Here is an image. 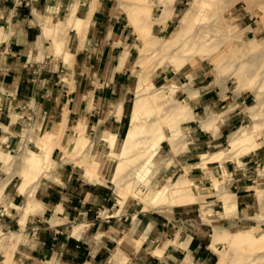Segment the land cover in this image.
I'll return each instance as SVG.
<instances>
[{
    "label": "crops",
    "instance_id": "0c3cea01",
    "mask_svg": "<svg viewBox=\"0 0 264 264\" xmlns=\"http://www.w3.org/2000/svg\"><path fill=\"white\" fill-rule=\"evenodd\" d=\"M58 1L61 0H0V184L7 181L0 199L7 203V207L11 206L10 203L16 206L19 197L27 196L28 200L26 205L21 206L23 214L17 219H9L8 214H2L8 218V228L17 225V229L23 232V253L18 259L24 264H215V251L210 244L211 239L208 240L206 236L203 223L193 219L189 214L192 210L183 206L196 201L194 187L192 200L186 198L177 204L169 201L154 204L156 207L164 204L182 206L173 207L167 212L154 210L145 213L147 209H140L130 214L124 208L113 211L116 204L111 202L107 190L84 181L78 182V177L72 172L63 173L62 168H56L59 172L52 174L54 179L49 182L44 177L47 176L48 167L38 174L37 169L30 170L33 160L42 154L39 148L41 141L50 136L47 131L56 130V141L49 137L56 144L57 133L59 135L64 130L65 120L86 145L89 141L91 145V133L99 129L115 130L118 136L123 130L125 103L132 93L130 84L123 77L126 64L121 63V59L127 56V52L123 53L120 49L126 44L127 34H124V28L120 33L114 32L118 21L112 20L114 14L111 4L107 0H99L93 11L95 0H91L93 13L87 16V23L90 17L92 22L90 38L83 48H80L83 37L80 42L72 43L70 51L63 52V59L57 53L61 50L63 37L54 32L55 26L52 27L58 13V3L57 6L54 4ZM181 1L176 0V4ZM87 23L82 26L79 32L81 35ZM115 42L117 44L113 45ZM72 57V69H65V63L69 66ZM121 67L123 71L117 69ZM197 84L198 89L195 91L198 92L188 99L191 108L188 106L186 110L190 116L187 120L194 119V114L197 117L208 116L221 102L226 101L227 104V95L222 97L220 88H216L206 76L199 78ZM184 94L187 98V93ZM238 99L239 103L245 101ZM115 108L119 111L118 118L113 112ZM210 117L200 123L205 128L217 131L216 135L201 127L200 132L188 130L189 133L195 131L191 134L194 138V141H190L192 149L199 145H214L223 135L228 134L238 119L232 110L221 115L217 130L215 122L218 114ZM111 135L105 133L103 139ZM31 148H37L40 153ZM55 148H58L57 145ZM219 151L199 155L202 160L203 154L210 155ZM20 152L21 155L13 161L12 155ZM35 153L37 155L34 157ZM234 156L238 155L234 153ZM253 160L252 155L246 160L241 159L240 165L231 160L217 165L227 171V183L235 189L233 194H221L222 206L227 213L238 212L237 217L228 218L222 210L218 218L222 224L234 223L235 217L238 220H252L250 210L255 203L251 199V185L247 182L254 176L258 177L254 166L250 164ZM14 163L19 164L18 170L7 173L5 168ZM26 173H32V178H28L29 174ZM14 174H18L21 181L18 191L15 189L9 192ZM261 177L264 181V174ZM35 179L37 183L34 188L27 185ZM219 182L217 180V186L212 184V188L219 189ZM26 185L27 188L22 191ZM257 198L262 206L260 190L257 191ZM240 204L243 205L241 209ZM33 209L36 213H32ZM200 214L202 217L203 214ZM128 216L130 221L126 224ZM75 226L81 228L76 236L71 233ZM4 234L19 236L16 231ZM117 249L123 253L120 260L116 258L119 256Z\"/></svg>",
    "mask_w": 264,
    "mask_h": 264
},
{
    "label": "rangeland",
    "instance_id": "374dc122",
    "mask_svg": "<svg viewBox=\"0 0 264 264\" xmlns=\"http://www.w3.org/2000/svg\"><path fill=\"white\" fill-rule=\"evenodd\" d=\"M107 1L112 6L114 14L112 20L118 21L114 26V32L120 33L121 29L124 28V34H127L125 37L126 44L123 48H120L123 53L125 51L127 52V56L121 59V63L126 64L124 69L126 70V74H124L123 77L124 80L126 78V82L130 84V90L132 93L129 94L127 97L128 101L125 103L124 116L122 117L123 130H121L117 136L115 130L101 131L102 129H99L95 133H91V145L90 141L86 145L82 137L76 132H73L71 126L68 125L65 120L64 136L61 144V141L58 143V140L60 139L57 138L58 148H55V142L53 143L51 141L52 138L56 137V130L47 131L50 132L49 135L52 137L49 140L50 145L46 144V142H44V145L43 141H41L42 148L39 146L42 150L41 155H44V150L45 153L50 150L48 168L46 169L47 176H44L46 178L45 181L51 182L54 179L52 174H56V172H59L57 169L62 168L63 173L72 172L74 176L78 177V182L84 181L87 184L102 187L107 190L112 198L111 202L116 204L113 211H115L116 208H119L120 211L124 208L127 213L130 214H132V212L134 213L135 210L142 209L141 207H145L143 208L147 209L144 210L145 213H149L154 210H163L167 212L173 207L182 206L164 204L156 207L154 204L168 201L174 204H177L178 202L180 203L181 200L179 199V195L177 193L174 194L173 190L189 187H191L189 188L190 190H193L194 187L197 197L196 201L192 204H185L183 206H187L192 210L189 214L192 215L193 219L198 223H203L206 236L208 240L211 239L210 244L215 251L214 263L264 264V260L260 258H258L259 260L255 258L256 261L252 259L253 256L260 255L259 253L257 254V252H254L257 250V247L262 246L261 242H256L255 244L250 245H247L246 243L238 244V242L234 241L232 233L237 230H251L255 234L259 233L263 228L261 221H264V181L263 177H261L264 174V75L261 73L255 80L250 79L246 81L244 80V77L246 74H249V70H246L245 72L242 71V73H240L241 71H238V65L243 64L245 61L244 59L247 60L249 55L253 56L250 57L252 59L248 58L251 60L250 62H254L253 60L257 61V59H254L258 56L257 54H259L258 52H255L256 49L264 51V0H182L178 4H176V0H164L166 9L163 16H158L163 10L162 5L157 3L159 0ZM98 2L99 0H95L93 11L96 9ZM132 2H135L136 4L131 7ZM57 3L58 13L53 20L52 27L56 25L57 21L66 20L69 11L73 10L74 12V21L72 25L68 26L70 29L65 28L64 31L60 33V36L63 37V43H61V50L57 53L63 56L64 51H70L69 48L72 43L77 41L80 42L81 37H83L80 42V48H83V45L90 38L89 30L90 23L92 22L90 17L87 23V16L93 13V11L91 13L92 2L91 0H84L75 6L76 0H61L60 2H55L54 5L57 6ZM153 3L157 4L152 7L150 12L147 6ZM134 6H142L144 9L136 11ZM48 9L51 10V7ZM134 10L135 12H133ZM255 10H258L259 13H253ZM157 19H161V21H157ZM79 23H82V25L80 26ZM86 23L87 25L84 27L81 35L79 32L81 31L83 24L85 25ZM179 31L181 32L180 36ZM92 33L93 29L91 35ZM115 35L117 36L118 34L115 33ZM115 35L113 37L114 41ZM110 37L111 35L109 38ZM116 44V42L113 43V45ZM184 50L188 51L184 52ZM263 51L260 53H264ZM118 54L119 52L116 53V56ZM171 56L179 59L184 58V61L181 63V68H179L180 70H176L175 67H173V64L169 60V57ZM256 61L251 67L252 69L257 67ZM192 62L195 63L192 65ZM72 64L73 57L71 58L69 66L65 63V69L71 70ZM117 69L123 71L122 67ZM235 72H238V76L236 77L234 74ZM205 76L208 81H212L217 86L216 88H220L222 97L227 95V104L226 101L221 102L218 108L208 116L197 117L194 114V119H184V121H180V123L175 122L171 117L165 119L163 114L165 110L171 107L170 105L179 104L185 106V109L186 107L188 108V99L190 97L192 98L193 94L198 92L195 91L198 89V79L204 78ZM239 76L243 78L241 81H238ZM258 88L261 91L256 95L254 90ZM159 89H166L168 93L167 98L160 100V102L150 99L152 98L150 94ZM184 93H187V98H185ZM138 98H144L143 101H146L144 107L137 114V116H139L135 119L140 127V134L138 135L139 141L137 140L138 148L130 152L129 160L124 163L127 165V174L124 172V175L127 176L126 179H130L131 176L133 177L130 180L132 185L129 184V186H127L126 184H128V180L125 181L126 186L124 190L127 196L122 201L116 195L115 185L108 180L104 182L89 181L87 175L84 173L83 165H91L93 161H97L99 164V174L104 178L106 177V179L109 178L113 170V162H111L110 157L107 156V151H112L115 157H117L116 153L119 151L120 146L122 145V140L129 128L130 113L133 102ZM238 98L244 99V103H239ZM157 106H159L160 109ZM118 108L121 109L122 106L119 105ZM231 110L232 113L237 114L238 119L234 124L235 126L231 128L228 134L223 135L218 142L214 143V145H199L200 147L198 146V148L194 149L190 147V141H194L193 135L191 134L195 131L189 133L188 130H197L196 132H200L199 129L201 127L202 129L208 130L213 135H216L217 131L212 130V128L203 127L200 121L207 119L213 114H218V118L215 122L218 130V122L221 115L230 112ZM249 111L257 113L255 119L248 117ZM113 112L117 118L116 108ZM163 118L164 121H162ZM253 122H255L253 125L257 126L255 129L256 137L260 142V145L256 150L244 154L246 153L244 149L236 148L234 151L235 155L238 156L202 163L199 155L200 153H213L218 150H226L228 147V135L232 131L239 129L241 126L250 127ZM176 124L180 127L179 138H177V140L180 141L177 145L172 142L171 135L175 130L174 125ZM58 126H60V124ZM81 132L86 136L83 131ZM105 133H110L112 135L110 138L107 137L106 139H103ZM90 137H87L88 140ZM73 138H75L74 142L78 143V146L76 147L72 144V147H70L69 143H71ZM112 144L113 146L111 148ZM81 146L82 148L84 146V150ZM67 147L69 148L67 149ZM72 149L73 151H71ZM31 150L40 153V150L37 148H31ZM22 152L12 155L14 157L13 161L16 160ZM36 155L37 154L35 153L34 157ZM252 155L254 156V160L250 164L255 168V175L258 174V177L254 176L251 179L255 181L250 180L247 182L248 185H251V199L255 203L250 210V218L252 220H242V218L241 220H238V218H236L238 212L234 211L232 213H227L220 201L222 193L233 194L235 189L230 187L227 183V171L217 165L218 163H223L229 160L236 161L240 165L241 159L246 160ZM18 168L19 164H11V166L7 169L5 168V170L7 173H15ZM31 168V171H36L34 166ZM28 171L31 172L30 170ZM132 171H134L133 175L131 174ZM37 172L38 171H36V173ZM12 176H15V178L9 185V192H13L15 189L18 191V184L21 181L18 174ZM32 176L31 173V175H28V178H32ZM187 177L194 182V185L189 183L190 181ZM214 178L220 181L221 185L219 189L212 188V181ZM36 183L37 180L35 179L27 185L34 188ZM27 185L22 191L27 188ZM133 189L135 190L133 191ZM137 189H143L144 191L141 194H138ZM258 190L262 192V206H260V202L257 198ZM164 191L170 196L168 200L156 201L154 196L149 195L151 193L158 195ZM24 197H19L17 199L16 206H14L15 204L10 203L12 207H7V203L0 199V223L5 224V226H3V224L0 225V260L4 259L5 264L25 263L18 259L21 256V253H23V245L25 242L23 232L17 229V225L8 228V218L17 219L22 216L23 208H21V206L26 205L28 202L27 196L25 199ZM187 199L190 200V198ZM33 203L34 199L31 205ZM242 206L243 205L240 204L239 208L241 209ZM222 210L224 211L223 214L228 216V218L236 216V221L234 223H229L228 225L219 222L218 218L222 215ZM31 211L32 213H36L34 209ZM29 212L30 211L26 213L24 222L26 221ZM200 212L203 214L202 217ZM3 213L8 214V218H6L5 215H2ZM3 217L5 220H2ZM129 221L130 216L125 220V223L129 224ZM10 231L18 232L19 240L15 235L4 234L5 232ZM219 235L222 237L220 238ZM220 239H223L224 241ZM260 249L264 251L263 247ZM116 252L119 254L116 258L120 260L123 253L119 249H117ZM245 253L246 255H244ZM155 254H159V252H155ZM250 255L252 257H250ZM252 260L253 262H251Z\"/></svg>",
    "mask_w": 264,
    "mask_h": 264
},
{
    "label": "bare ground",
    "instance_id": "6f19581e",
    "mask_svg": "<svg viewBox=\"0 0 264 264\" xmlns=\"http://www.w3.org/2000/svg\"><path fill=\"white\" fill-rule=\"evenodd\" d=\"M84 0H76V4L75 6L79 3V2H83ZM134 1V0H133ZM92 2V1H91ZM158 4L162 5L163 7V10L161 11V13L158 15V16H163V14H165V9H166V5H165V1L164 0H159L157 1ZM156 3V4H157ZM136 3L135 2H132V5H135ZM156 4H149L147 7H148V10L151 12L152 10V7ZM129 7V6H128ZM134 8H136V11L137 10H141V9H144L142 6H134ZM169 11V10H168ZM135 12V10L133 11ZM187 13V12H186ZM253 13H256L258 14L259 11L258 10H255L253 11ZM130 15V14H129ZM134 15V14H133ZM132 15V16H133ZM70 16V17H69ZM130 16V17H132ZM167 16V14H166ZM165 16V17H166ZM79 18V17H78ZM159 18V17H158ZM74 19V12L73 10L72 11H69L68 13V18L66 20H59L55 27H54V32L58 35H61L60 33L64 31L65 28H69L68 26L69 25H72L73 23V20ZM264 19V18H263ZM85 20V19H83ZM163 20V19H162ZM157 21H161V19H157ZM138 22V21H137ZM80 26L82 25V23H79ZM84 25V24H83ZM70 29V28H69ZM74 29V28H73ZM79 29V28H78ZM67 30V29H66ZM182 30V29H181ZM238 33V32H237ZM66 34V33H65ZM181 32L179 31V36H180ZM184 34V33H183ZM199 35V34H198ZM236 35V34H235ZM64 36V35H63ZM183 36V35H182ZM200 37V36H199ZM237 38V37H236ZM243 38V37H242ZM224 39V37H223ZM218 41V40H217ZM220 42V41H219ZM142 43V42H141ZM256 44V43H255ZM259 44V43H258ZM212 46V45H211ZM254 46V45H252ZM182 51V49H181ZM185 51H188V50H184ZM261 51L263 50H258L256 49L255 52H258L259 54H257L258 56L255 57L254 59H257L256 60H253L254 62H250L251 60H249L248 58L250 57H253L251 55H249V57L246 59H244L245 61L243 62V64H240L238 65V71H241L240 73L245 72L246 70H249V74L244 77V80L248 81V80H255L257 78V76L261 73H263L264 75V53H260ZM66 52V51H65ZM176 52V51H175ZM183 52V51H182ZM264 52V51H263ZM178 53V52H177ZM255 54V53H254ZM184 55V54H183ZM248 55V54H246ZM174 56V54H173ZM169 57V60L170 62L173 64V67H175V69H179L181 68V63L184 61V58H177V57ZM256 56V55H255ZM222 59V58H221ZM252 59V58H250ZM255 61L257 62V67H255V69H252L251 67L254 65ZM162 62V61H161ZM197 62V61H196ZM189 63V62H188ZM191 63V62H190ZM195 63V62H194ZM192 62V65L194 64ZM231 66V65H230ZM222 68V67H221ZM180 70V69H179ZM248 72V71H247ZM235 77L238 76V72H235ZM239 78V79H238ZM238 78V81H241L243 78L241 76H239ZM263 78V77H262ZM146 88V87H145ZM149 88V87H148ZM167 88V87H166ZM255 94H259L260 93V89H255L254 90ZM150 93V92H149ZM262 95V94H261ZM150 96L152 98L150 99H153L154 101H157V102H160V100H163L165 98H167L168 96V93L166 91V89H159L158 91H155L153 93L150 94ZM144 99V98H143ZM142 98H138L135 100V103H134V106H133V112H132V116H131V127H130V130L128 131L126 137L124 138L123 142H122V145L120 146V149L119 151L116 153V156L114 155V153L110 150L107 151V156L110 157V160L111 162H113V170H112V173L111 175L109 176L108 179H106V177L104 178L103 176H101L99 174V171H98V162L97 161H93L91 165H83V168H84V173L87 175V178L90 180H97V181H106L108 180L110 183H112L113 185H115V191H116V195L123 201L124 198H126L127 194L124 190L125 186H129V184H131L132 182H130L131 178L133 176L130 177V179H126L127 176L124 175V172L126 173V166L124 163H126L127 160H129V154L132 150H135L136 148H138V145H137V140H138V135L140 134L139 133V124L136 123L135 119H137V114L138 112L144 107L145 105V101H143ZM147 99V98H146ZM148 101V100H147ZM153 103V102H152ZM154 104V103H153ZM169 105V103H168ZM167 105V106H168ZM156 106V105H155ZM160 106V105H159ZM157 106V107H159ZM166 106V105H164ZM171 107H169L167 110H165L163 116L164 118H168V117H171L172 119L175 120V122H179L180 121H184V119H188V115L187 114V107L185 109V106H182V105H177V104H173V105H170ZM155 107V108H157ZM161 108H162V105H161ZM158 109V108H157ZM160 109V107H159ZM158 111V110H157ZM191 111V110H190ZM159 112V111H158ZM163 112V111H162ZM189 112V111H188ZM146 113V111H145ZM142 114V113H141ZM257 116V113L256 112H251L249 111V114H248V117L249 118H253L255 119V117ZM119 117V111L117 112V118ZM164 118L162 119V121H164ZM170 118V119H171ZM211 118V117H210ZM192 119V118H191ZM190 119V120H191ZM168 120V119H167ZM217 120V119H216ZM139 121V120H137ZM205 124V123H204ZM207 124V123H206ZM255 124V122L252 123V125L250 127H245V126H241L239 129H236V131H234L233 133H231L229 135V138H228V147L226 148V150H220L219 152L217 153H214V154H210V155H207V154H203L202 155V162H207V161H212V160H222L223 158L227 159V158H231L234 153H235V149L236 148H241V149H244V151L247 153V152H250V151H253V150H256L259 145H260V142L258 141L257 137H256V128L257 126L256 125H253ZM180 125V124H179ZM212 126V124H211ZM216 126V125H215ZM214 127V126H213ZM142 128V127H141ZM174 128L175 130L172 132V142L174 144H178L179 141L177 140V138H179V133H180V127H178V125H174ZM63 130V129H61ZM59 131V130H58ZM81 132V131H80ZM79 132V133H80ZM171 132V131H170ZM53 135V133H52ZM47 136V135H46ZM56 136V135H55ZM63 136H64V130L58 135L57 133V138L60 139L58 140V143L59 141L60 144L62 143L63 141ZM75 136V135H74ZM178 136V137H177ZM181 136V134H180ZM48 137V136H47ZM51 137V136H49ZM47 138V139H43V144L44 142H46V144H49L50 145V138ZM79 137V136H78ZM42 138V137H41ZM55 139V137H54ZM171 139V138H170ZM75 138H73V140L71 141L70 144V147L71 144L73 146H78V143L74 142ZM39 141H41L39 139ZM56 141V140H55ZM139 141V140H138ZM52 143V142H51ZM58 143H56V145H58ZM139 143V142H138ZM80 144V143H79ZM45 145V144H44ZM48 145V146H49ZM53 146V145H52ZM113 144L111 145V148H112ZM69 147H67L68 149ZM82 148V146H81ZM84 148V146H83ZM82 148V149H83ZM53 149V148H52ZM77 149V148H76ZM84 150V149H83ZM240 150V149H239ZM45 151V150H44ZM50 151V150H49ZM46 152L44 154V156H38L36 159L33 160V162L31 163L35 169H37V171L40 173L43 171V168L47 167L48 166V163H49V154L50 152ZM68 151V150H67ZM73 151V149L71 150ZM76 151V150H74ZM105 152V151H104ZM78 153V152H77ZM69 154V153H68ZM67 155V154H66ZM78 156V155H77ZM235 157V156H234ZM30 162V161H29ZM79 163V162H78ZM107 164V163H106ZM109 164V163H108ZM79 166V165H78ZM81 166V164H80ZM197 166V165H195ZM199 166V165H198ZM82 167V166H81ZM200 167V166H199ZM126 168V169H125ZM32 169V168H31ZM30 169V170H31ZM100 169V168H99ZM44 172V171H43ZM104 173V172H103ZM24 174V173H23ZM26 174H29V173H26ZM127 174V173H126ZM131 174L133 175L134 174V171L131 172ZM31 175V174H30ZM22 176V175H21ZM25 179V178H24ZM27 179V178H26ZM187 179L190 181L189 183L191 185H194V182L187 177ZM128 180V184L125 185V181ZM7 181H3L1 184H0V193L2 191V188L4 186V184L6 183ZM220 183V182H219ZM189 184V185H190ZM212 184L213 186H216L217 185V180L215 181H212ZM132 185V184H131ZM176 186V185H175ZM212 186V187H213ZM174 187V186H173ZM25 188V186H24ZM191 188V187H189ZM216 188V187H215ZM129 190V189H128ZM135 189H133L134 191ZM138 190V194H141L144 190L143 189H137ZM174 191V194L177 193L179 195V199L182 201H185L186 198H193V193H192V190L188 189H181V188H178V189H175L173 190ZM169 193V192H168ZM134 194V193H133ZM137 194V193H136ZM130 195V194H129ZM150 196H154V199L156 201H163V200H168L170 198L169 195H167L166 191H164L163 193L161 194H158V195H155L154 193H151L149 194ZM231 195V194H230ZM144 196V195H143ZM136 197V196H135ZM228 197V196H227ZM233 197V196H232ZM142 198V197H141ZM140 198V199H141ZM235 198V197H234ZM194 199V198H193ZM231 199V198H230ZM120 200V202H121ZM125 201V200H124ZM221 201V200H220ZM147 202V201H146ZM178 202V201H177ZM141 203V202H139ZM152 203V202H151ZM157 203V202H156ZM166 203V202H165ZM179 203V202H178ZM186 203V202H185ZM174 204V203H173ZM159 205V204H157ZM231 207V205L229 206ZM142 209L145 208V207H141ZM235 208V207H234ZM262 222V225H263V228L261 229V231L259 233H254L253 231L251 230H237V231H234L232 232L233 233V238H234V241L238 242V244H247V245H250V244H255L256 242L259 243L261 242L262 246H259L257 247V250L254 252L257 254L259 253L260 255H255V256H251L253 260H255V258H260L262 260H264V251H262L260 248L263 247V250H264V221H261ZM259 226V225H258ZM81 228L78 226V227H73L72 229V234L73 235H79V232H80ZM219 232V231H218ZM232 235V234H231ZM220 236V235H219ZM224 236H227V235H224ZM222 236H220L221 238ZM7 238V237H6ZM227 238V237H226ZM230 238V237H229ZM1 240V239H0ZM216 240V239H215ZM218 240V239H217ZM220 240H223V239H220ZM6 241V240H5ZM187 241V240H186ZM224 241V240H223ZM232 241V242H234ZM4 243V242H3ZM231 243V242H230ZM4 245V244H3ZM249 247V246H248ZM247 248V247H246ZM252 249H254L253 247H251ZM230 249V248H229ZM253 251V250H252ZM233 252V251H232ZM231 253V252H230ZM253 253V254H254ZM252 254V255H253ZM6 255V254H5ZM232 255V253H231ZM239 255V254H238ZM246 255V253L244 254ZM243 256V255H242ZM248 256V254H247ZM7 257V256H6ZM220 258V257H219ZM222 258V257H221ZM10 260V258H9ZM253 260L251 262H253ZM259 260V259H258ZM256 261V260H255ZM248 262V261H247ZM0 264H5L4 262V259H1L0 260ZM7 264H10V263H7Z\"/></svg>",
    "mask_w": 264,
    "mask_h": 264
}]
</instances>
